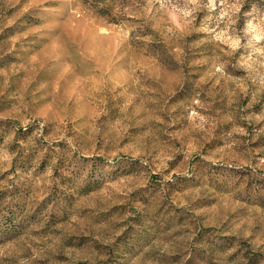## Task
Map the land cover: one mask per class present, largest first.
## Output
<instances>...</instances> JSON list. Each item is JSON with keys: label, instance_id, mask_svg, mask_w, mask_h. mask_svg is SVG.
Returning <instances> with one entry per match:
<instances>
[{"label": "rangeland", "instance_id": "1", "mask_svg": "<svg viewBox=\"0 0 264 264\" xmlns=\"http://www.w3.org/2000/svg\"><path fill=\"white\" fill-rule=\"evenodd\" d=\"M260 175L264 0H0V264H264Z\"/></svg>", "mask_w": 264, "mask_h": 264}, {"label": "trees", "instance_id": "2", "mask_svg": "<svg viewBox=\"0 0 264 264\" xmlns=\"http://www.w3.org/2000/svg\"><path fill=\"white\" fill-rule=\"evenodd\" d=\"M95 159H97V160H103V159H101L100 157H94ZM259 182H258V184H259V186L257 187V189L256 190H261V189H263L264 188V177H262L261 175L259 176Z\"/></svg>", "mask_w": 264, "mask_h": 264}]
</instances>
